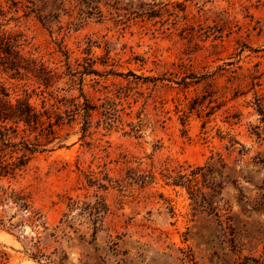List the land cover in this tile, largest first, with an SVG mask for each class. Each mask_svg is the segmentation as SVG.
<instances>
[{"label":"rangeland","instance_id":"1","mask_svg":"<svg viewBox=\"0 0 264 264\" xmlns=\"http://www.w3.org/2000/svg\"><path fill=\"white\" fill-rule=\"evenodd\" d=\"M30 1L0 264H264V0Z\"/></svg>","mask_w":264,"mask_h":264},{"label":"trees","instance_id":"2","mask_svg":"<svg viewBox=\"0 0 264 264\" xmlns=\"http://www.w3.org/2000/svg\"><path fill=\"white\" fill-rule=\"evenodd\" d=\"M6 2H9L11 4L10 9H14L15 13L19 14L22 12V15L25 17L34 16L38 20L43 21V18L38 13L37 8L30 5V0H6ZM4 7L5 6L3 5L2 0H0V65L14 69L17 72H20V69L28 70L27 67H23L19 64V61H21V59H24V54L29 52L26 50L27 39L24 37L23 33L13 30L12 28H7L6 24L1 22L2 16L7 13ZM19 18L20 16L17 17V19ZM0 95H2L3 97L9 96L6 88L1 83ZM257 102L260 106V111L264 114V97H259ZM13 117H20V119L18 120L23 119V121L25 120L24 122L27 124H32V121L35 123L40 122V114L37 113L35 111V108L26 100L18 101V104L15 105L10 100H4L3 98H0V121L6 124L7 121ZM5 126L6 125H4V127ZM49 126L51 127L52 124H49ZM6 136L7 135L4 132H0V138L3 141H7ZM7 144L9 143L7 142ZM0 158H2V156H0ZM212 158L214 159V163L216 164H226V162L224 161V157L221 153L217 154V158ZM21 162L25 163L23 159H21ZM7 168H10L8 164H4V160H1L0 174L4 171V169ZM14 199H17L16 201L21 200L23 202L21 206H23L29 213H31L28 219L31 225L33 226L37 218L36 214L31 210L30 204L26 201V199L19 197V195H17V197ZM32 246L36 249L38 253L42 252L44 248L38 242L33 243Z\"/></svg>","mask_w":264,"mask_h":264}]
</instances>
